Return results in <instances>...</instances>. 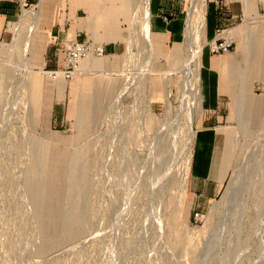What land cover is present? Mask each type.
Segmentation results:
<instances>
[{
  "label": "rangeland",
  "instance_id": "obj_1",
  "mask_svg": "<svg viewBox=\"0 0 264 264\" xmlns=\"http://www.w3.org/2000/svg\"><path fill=\"white\" fill-rule=\"evenodd\" d=\"M190 2L183 42L156 52L148 16L136 10L144 0L134 1L123 71L128 90L121 104L106 107L99 126L90 98L102 105L116 82L100 81L88 98L99 79L88 73L69 96L65 82L47 81L43 67L30 65L41 12L12 18L0 36V264H264V75L247 80L253 71L264 74V11L244 20L230 55L237 67L225 73L242 79L234 107L241 115L231 120L232 169L222 193L198 209L188 201L182 148L186 123L195 137L188 117L195 120L201 100L191 116L188 103L182 127L173 110L183 74L197 83L201 68L203 0ZM147 87L151 110L143 114ZM56 101L63 103V124L54 120Z\"/></svg>",
  "mask_w": 264,
  "mask_h": 264
},
{
  "label": "crops",
  "instance_id": "obj_2",
  "mask_svg": "<svg viewBox=\"0 0 264 264\" xmlns=\"http://www.w3.org/2000/svg\"><path fill=\"white\" fill-rule=\"evenodd\" d=\"M39 3L40 21L37 27L35 47L37 54L31 59L32 68L46 67L55 69L64 61V50L73 42L92 41L105 45L103 57L82 59L79 71L72 80H54L44 75L47 81L65 82L62 87L71 96L80 84L74 86L77 78L94 73L99 78L90 86L88 95L100 81L116 82L113 96L102 103H95L93 98L90 112L99 111L92 121L100 125L103 113L108 105H112L124 85V67L126 62V38L131 27L132 11L135 0H29ZM190 4V5H189ZM151 19L150 33L153 34L155 51L161 47L179 46L185 37L186 17L191 7L190 0H150ZM19 11L18 4L12 1L0 0V36L9 30L12 18ZM264 11V0H203L204 13V48L201 53V68L199 73L200 113L195 115V137L192 144L188 201L191 207L204 208L205 204L215 200L224 190L225 183L232 169L231 148L235 144V130L231 125L232 116L241 115L235 104L240 102V92L236 82L242 79L237 74H225L231 67H237L235 59L230 55L236 52L237 34L241 32L246 18L259 17ZM197 12V11H195ZM202 17V14H201ZM218 28H230L235 37L230 52L212 54L209 42L216 37ZM39 43V44H38ZM160 44V45H158ZM159 46V47H158ZM34 52V51H33ZM31 53V55L33 54ZM89 61H95L96 70L89 68ZM264 61L260 62L262 65ZM82 66L88 68L81 72ZM39 67V68H40ZM94 69V68H93ZM116 75L117 77H112ZM262 72L250 74L249 81L255 80ZM33 76V75H32ZM34 76V82L35 80ZM37 78V77H36ZM257 79V78H256ZM84 86L83 84H81ZM87 86V85H86ZM59 90V89H58ZM256 94V87H249ZM57 96H60L57 91ZM99 100L103 97L98 94ZM79 99V98H78ZM75 101L72 102L71 115L80 112ZM61 101L55 102V122L63 124ZM222 145V147H221Z\"/></svg>",
  "mask_w": 264,
  "mask_h": 264
},
{
  "label": "built area",
  "instance_id": "obj_3",
  "mask_svg": "<svg viewBox=\"0 0 264 264\" xmlns=\"http://www.w3.org/2000/svg\"><path fill=\"white\" fill-rule=\"evenodd\" d=\"M2 1H12L17 3L19 7V12L21 14H23V11H27L39 7V3L32 4L30 3L29 0H2ZM186 23H187V19H186ZM234 42H235V37L231 33L230 28H218L215 39L211 40L208 46L212 54H224L231 51ZM4 44H8V43L4 42ZM105 53H106V49L103 43L86 41V40L73 42L64 50V61L60 67H57L55 69L44 67L43 71L51 79L54 80L62 79L69 81L72 80L75 74L79 71V63L82 59H91L92 57H103ZM124 77H125L124 85L119 95L114 101L116 105L119 103L121 104L128 90L129 81L127 79V76L125 75V72H124ZM167 89L168 91H170V103H171V99L173 98V92L172 89L170 88V84ZM145 90H146L145 94L142 93V95H144L146 99L143 102V107L141 110V113L143 114L150 112L151 110V105L149 101V97H151V89L147 87ZM195 100H200V87L198 86V82L197 83L194 82V76H191V79L188 80V78H185L183 74L182 95L178 99L176 103L177 105L173 107V110H175L176 113L178 114V120H179L178 127H182V125L180 124V120L183 119L181 115H183L185 118V111L188 108V103H190L189 105H191L192 109H194ZM181 112H183V114ZM186 134H187V141L184 144L182 150L184 152H188L186 177H189L192 146L186 147L188 142L187 129H186ZM182 150H181V154H182ZM181 154L179 150L178 155ZM202 217L203 214L200 213L199 211H196L194 213V218L196 220H201Z\"/></svg>",
  "mask_w": 264,
  "mask_h": 264
},
{
  "label": "bare ground",
  "instance_id": "obj_4",
  "mask_svg": "<svg viewBox=\"0 0 264 264\" xmlns=\"http://www.w3.org/2000/svg\"><path fill=\"white\" fill-rule=\"evenodd\" d=\"M194 1V0H193ZM193 5V4H192ZM138 6H136V10L137 11H142V13H146L147 14V16H148V21H149V23H150V19H151V5H150V0H144V5L142 4V9H140L139 8V10H138ZM35 8H33L32 10H34ZM38 10L36 11V13H34L35 15H39L40 14V12H39V7L37 8ZM195 11H197L196 9H194V6L192 7V10L189 12V18H192V14L195 12ZM19 12V11H18ZM34 14H30V13H26L25 11H23V16L22 17H24V19L26 20L27 18H28V16L30 17V18H34ZM20 21V20H19ZM23 21V20H22ZM34 22H35V20H34ZM39 22V21H38ZM19 24H21V23H19ZM149 25V24H148ZM32 29V28H31ZM150 29V28H149ZM149 29H148V32H150L149 31ZM149 37V36H148ZM31 51V53L34 51V47L30 50ZM194 52V51H193ZM194 54V55H193ZM192 55H191V58H190V60H189V63L188 64H192V66H194V62H196V59H198V57H199V52L198 51H196L195 53H193ZM198 76L197 77H199V74H197ZM187 112L189 113L190 112V115L189 116H191V115H193L194 114V109H192V106L191 107H189V109L187 110ZM188 121H194V119L193 118H191V117H188ZM187 124V126H186V129H187V133H188V142H187V146L186 147H188V146H192V144H193V141H194V132H193V128H191L190 127V129L192 130H190L189 129V125H188V123H186ZM192 137V138H191ZM185 143H186V141H185ZM181 148V147H180ZM178 154V153H177ZM175 157V156H174ZM187 167V166H186Z\"/></svg>",
  "mask_w": 264,
  "mask_h": 264
}]
</instances>
